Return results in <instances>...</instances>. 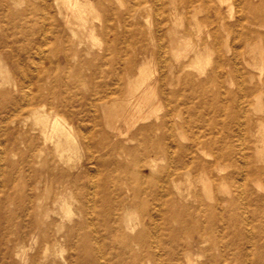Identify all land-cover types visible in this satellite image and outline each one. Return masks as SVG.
<instances>
[{
	"label": "rangeland",
	"instance_id": "obj_1",
	"mask_svg": "<svg viewBox=\"0 0 264 264\" xmlns=\"http://www.w3.org/2000/svg\"><path fill=\"white\" fill-rule=\"evenodd\" d=\"M89 1L83 25L63 0H0V264H240L238 250L219 246L230 232L241 264H264V24L253 23L252 0H235L242 11L232 14L211 0L213 24L199 0ZM141 70L156 108L130 129L109 127L104 106L126 101ZM55 78L65 84L50 93ZM36 87L31 103L68 122L75 152L43 144L19 111ZM92 89L111 95L96 111ZM159 124L167 133L151 131ZM224 137L240 167L261 170L251 199L241 196L243 173L228 182L232 166L215 162ZM179 158L195 164L184 169Z\"/></svg>",
	"mask_w": 264,
	"mask_h": 264
},
{
	"label": "bare ground",
	"instance_id": "obj_2",
	"mask_svg": "<svg viewBox=\"0 0 264 264\" xmlns=\"http://www.w3.org/2000/svg\"><path fill=\"white\" fill-rule=\"evenodd\" d=\"M63 1H64L65 5L67 6V8L71 10L72 16L75 17L76 19H78L83 25H85L87 23V21H88L87 20L88 18L86 17V13L91 11L90 10V8H91L90 1L89 0H63ZM199 1L202 3V6L203 5L205 6L207 14H208V15H206V17L203 20V22L208 23V24H213V20H211V17L209 16V11H210L209 3L211 2V0H199ZM218 1L221 3V5L223 7L225 6L231 14L235 10H237L238 12L242 11L240 3L236 2L235 0L233 2H230V0H218ZM193 2H195V0H185V6H183V7L193 6V4H194ZM252 3L254 5V9L251 12V16H252L251 18L254 21L253 23H256V24L257 23H262V24H264V16L261 15L260 12H259V10H260L259 8L260 7H264V0H252ZM213 12L217 16V19H218L217 21L221 22V19H220L221 8L217 6V7L213 8ZM237 23H238V25L241 26L242 23H243L242 18L239 17L237 19ZM261 26H263V25H261ZM225 30H228V34L227 35H229V34L231 35L232 34V35H234L235 39L239 38L238 34H235V33L233 34V32H232L230 27L229 28L225 27ZM213 37H214V41H216L218 39V34L214 33ZM227 38H229V37H227ZM154 40H155V38H154ZM109 50H111V49L108 48V51ZM116 50L117 49L114 48L113 50H111V52L116 54ZM69 57L70 56L68 54H64V55L60 56V54L58 53L56 55V58H57L58 62H61L62 60H64L65 62L68 63L69 60H70ZM111 60H113V59H111ZM92 67H93L94 71L96 69H99L95 65H93ZM122 68L125 69V64L124 63H122ZM16 70H17V68H16ZM203 71H204V69H203ZM77 77H78V75H75L73 77L74 78V80H73L74 82L79 81L80 78H81V75H79L78 78ZM240 77H241V75H240ZM117 80L119 82V85L121 86V89H123V87H122V84L124 82L123 76L118 74L117 75ZM148 80H149V77L146 74H144V71L141 70L140 77L136 80V82L135 83L129 82V84H128V97H127L126 101H124L121 104L113 103L109 107L104 106L103 110H104V113L107 116V120H108L107 123H108L109 127H111V126L113 127V125H115V124H113L114 121L117 120L118 122L119 121H124L122 123H125L126 127L130 129V128H132V126L136 125L139 121H141L143 118H145L147 116V114H146V116L143 117L144 107H146V106L155 107L156 106L155 102H154V100H155L154 97L156 96V94H155L156 90L154 91L155 88L152 85L148 84ZM52 81L54 82V84H52L51 87H49V89H48V91L50 93L52 92V90L55 89V86H59L60 85V87H61L62 84H65L59 78H55ZM27 83H28V81H27ZM103 83H105V82H103ZM92 88L93 89L95 88L94 85H92ZM93 89H92L91 96H89V99L91 101L90 103L92 104V108H94V110L96 111L97 104H99V105L100 104L107 105L108 100L110 99L111 95L110 94H104V95L101 94L100 95L99 92H95V90H93ZM29 90H30V92H29L28 95H30L29 97H31L33 95V90L31 89V87H30ZM42 90H43V87H36L35 96L32 99L31 98L29 99L30 103L28 101L27 105H22L21 108L19 109V111L20 110H24V109H26L28 111L29 117L32 118L34 120V122H35V125L38 126V133L40 134L41 137H43V139H41L43 144H44V141L45 142L48 141V143H49V141L52 142L54 144V146H55V151L57 153H59L60 155H64V153L66 151L74 150V152H75V149L77 148L76 145H78V144H75V136L73 134V131H71V127H69L68 122H66V120H64V119L62 120L61 116L58 113H53V112H49V111H48L49 113L47 112L46 107H47V104L49 105V103L46 102V98L43 99V100H45L44 102L47 103V104L42 105L41 109L36 108L34 106L35 105L34 103L36 102L37 97L41 96ZM111 94H113V93H111ZM31 100H34V103H31ZM68 102H69V99H68ZM156 102L158 103V101H156ZM36 104H37V102H36ZM58 104H59L58 106L66 105L65 101H63V100H62V102H58ZM150 110H148L149 113H150ZM19 111L17 110V112H15V114L13 115L12 120L21 121V117L22 116L20 115ZM152 112H154V110ZM93 113L94 112H92V114ZM93 117H94V115H93ZM146 118L144 120H146ZM152 127L153 128L151 129V131L160 132L161 135L167 133V131H168V128H167L166 124H159V125L152 126ZM114 128H115V126H114ZM115 130H117V133L119 135L123 134V131H120L118 126L115 128ZM177 131L179 132V130H177ZM128 132L129 131H127V133ZM178 134L181 137H183L182 134H180V133H178ZM226 140H227V138H225V137L220 139V142L222 143V147L226 146L225 144H223V143L227 142ZM192 143H193L194 147H200V149L205 147L204 143L196 142V140L192 141ZM52 149H53V146H52ZM149 153L150 152L148 150H146V152L144 153V156L148 157ZM69 156H71V155L69 154ZM213 156H214L215 162H218L220 164L221 163H228L233 168L232 173L229 174L226 178H224V180H226L228 182H231V183H234L235 182V174L236 173H241V172L243 173V175H244L243 179L242 180L239 179V180L242 181L241 187L243 188V192H242L241 196H243V199L244 198L247 199V200L249 198L251 199V191H250V188L248 186V183L250 181H255V179H257V178H260L261 170L255 168L254 166H248V165L243 167V168L240 167L238 165V161L239 160H237V158H236L235 149H233L230 146H226L225 149L224 148H220V150L217 151ZM1 157H2V154H1ZM59 158H61V157H59ZM62 160H63V158H62ZM66 161H68V160H66ZM178 161H179V164L184 169H189L195 164L193 162H190V163L187 164V163L181 161L180 158L178 159ZM203 183L205 185L204 189H206L210 193V187L206 183V180H203ZM224 190H225V188H224ZM64 205H65V203L64 204L61 203V207H63ZM125 224H126V228L127 229H134V227H135V224L132 223L130 217L129 218L127 217V219L125 220ZM205 227L208 230H212V231H214V229H215V226L213 227L211 224L205 225ZM230 234H232V240L228 244L221 242L219 244V246L220 247L229 246V248H231V249L234 248L235 250H238L237 254L232 256L231 259H237V260L240 261V264H241V260H240V254H241V251H242L241 244L237 242V240H236V236L237 235L235 234V232H233V233L230 232ZM222 258L224 260H226V261L229 259V257H227L225 254L222 255ZM188 263L192 264V261H191L190 257H188Z\"/></svg>",
	"mask_w": 264,
	"mask_h": 264
}]
</instances>
